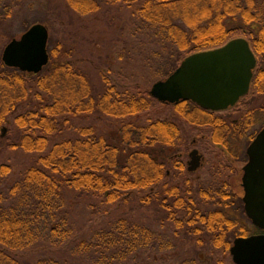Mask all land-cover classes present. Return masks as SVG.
Masks as SVG:
<instances>
[{
  "label": "trees",
  "instance_id": "trees-1",
  "mask_svg": "<svg viewBox=\"0 0 264 264\" xmlns=\"http://www.w3.org/2000/svg\"><path fill=\"white\" fill-rule=\"evenodd\" d=\"M12 1L19 0H0V18L10 17ZM66 1L82 16L120 1L132 7L136 56L146 70V82L154 84L166 80L191 55L222 48L234 39L249 41L258 65L250 93L231 109L233 114L206 111L193 102L169 105L191 126L208 128L206 142L220 150L219 154L210 150L218 156V169L212 174L235 175L231 166L237 144L248 147L264 129V0ZM48 53L50 62L37 75L0 67V142L6 143L0 144V150L22 149L38 155L11 184L7 182L11 167L0 168V264H33L32 257L34 264H72L48 250L66 245L72 255L91 264H114L140 253L174 249L168 236L125 218L109 231H95L89 241H77L63 216L69 190L108 204L145 194L140 202L150 205L156 197L174 224L188 226L187 235L199 237L200 244L207 237L216 249L226 252L232 239L253 235L244 228L238 232L237 223L223 210L202 212L200 202L191 197L192 188L183 192L178 184L169 186L171 178L190 174L182 151L186 141L176 122L148 116L161 104L150 95L151 88L141 81L132 87L118 86L105 78L106 91L95 95L88 75L75 66L68 52L58 46ZM29 100L33 108L17 114V107ZM82 114L103 115L119 125L107 136L91 126L76 128V138L55 142L69 117ZM11 117L20 133L13 143V133L1 136ZM142 118L143 122L137 120ZM231 189L228 181L222 186L214 181L210 186L201 183L197 192L204 201H224ZM178 213L186 216L185 221Z\"/></svg>",
  "mask_w": 264,
  "mask_h": 264
},
{
  "label": "rangeland",
  "instance_id": "rangeland-1",
  "mask_svg": "<svg viewBox=\"0 0 264 264\" xmlns=\"http://www.w3.org/2000/svg\"><path fill=\"white\" fill-rule=\"evenodd\" d=\"M133 10L132 7H128L127 4L120 1L119 3L103 5L98 12L82 16L75 13L66 0L12 1L10 17L0 18V67L2 64L5 66L2 56L11 40L20 39L28 28L35 24H41L49 32L48 49L60 46V51L68 52L70 60L75 66L88 75L95 95H103L106 91L105 78L110 79L113 84L118 86L132 87L133 83L141 81L144 86L152 88L154 83H150V80L146 82V78H144L147 76L146 70L141 66L142 64H139V59L136 56V39L133 37L136 19ZM234 25L235 22L230 23V26ZM262 102L264 103V98ZM30 108H33L31 100L21 103L17 107L16 113H22ZM228 113L233 114L232 110L221 114ZM148 116L154 120H172L180 126L186 141V146L182 148V151L186 152L185 163L188 164L190 155L195 151L203 154L206 159V165L202 170L187 174L182 179L171 178L169 186L178 184L183 192L187 190V187L192 188L191 197L195 199L197 204L200 202L202 212L223 210L229 219L237 223L236 230L238 232L244 228L251 234H256L258 230L247 218L242 202L244 196L242 178L243 168L247 163V144H237V158L232 161L231 166L235 170V175H223L218 178V175L212 174V170L218 169V156L212 154L210 150L215 149L218 154L220 150L206 142L204 136L208 134V128L191 126L175 113L173 107L165 104H159ZM146 117L144 116V119ZM69 118L70 122L65 127V131L55 142L64 138H76V128L91 126L99 134L107 136L114 134L119 125L118 120L103 115L89 117L82 114L78 117L70 116ZM144 119L137 120L143 122ZM128 120L132 119L129 118ZM262 123H264V119ZM258 128L260 129V127ZM3 129L7 131L3 136L5 138L9 136L10 132L13 133L10 138L12 143L20 135L13 124L12 117L9 125L4 126L2 131ZM0 144L4 146L6 143L0 142ZM37 158L38 155L27 153L22 149L3 148L0 150V168L5 165L11 167V172L7 177L8 184L17 181ZM226 172L230 173L228 170ZM214 181L218 183V186H222L224 181L231 184L232 189L226 200L220 201V198H216L214 201L210 198L204 201L200 197L197 192L200 184L210 186ZM143 195L145 194L138 196L133 194L127 202L120 201L115 204H108L105 199L81 196L79 193L69 190L66 192L67 202L63 216L67 219V225L73 228L77 241H89L95 231H109L114 223L121 218L166 235L173 241L174 249L170 252L140 253L114 264H234L230 253L216 249L211 239L204 237L200 244L198 242L199 237L186 234L187 225L184 224V226L179 227L174 224L169 218L168 211L160 206L156 197H153L150 205H143L140 202ZM177 217L183 218L184 221L186 219L183 213H178ZM233 240L231 241L233 242ZM72 243L75 242L72 241ZM69 247L71 246L66 245L48 250L54 257H66L72 264H91L90 261L86 262L85 258L72 255ZM32 258H30V262L32 261L34 264Z\"/></svg>",
  "mask_w": 264,
  "mask_h": 264
},
{
  "label": "water",
  "instance_id": "water-1",
  "mask_svg": "<svg viewBox=\"0 0 264 264\" xmlns=\"http://www.w3.org/2000/svg\"><path fill=\"white\" fill-rule=\"evenodd\" d=\"M49 32L41 24L32 26L20 39L5 48L6 67L39 74L49 64ZM257 58L249 41L234 39L224 47L191 55L166 80L155 83L150 95L159 103L178 105L193 102L213 113L236 107L251 90ZM3 129L2 136H5ZM248 163L243 168L245 214L262 234L239 237L230 249L234 264H264V129L247 149ZM204 156L190 155L189 173L204 165Z\"/></svg>",
  "mask_w": 264,
  "mask_h": 264
},
{
  "label": "flooded vegetation",
  "instance_id": "flooded-vegetation-1",
  "mask_svg": "<svg viewBox=\"0 0 264 264\" xmlns=\"http://www.w3.org/2000/svg\"><path fill=\"white\" fill-rule=\"evenodd\" d=\"M250 146V145H249ZM248 146V147H249ZM248 147H247V149H248ZM247 149H246V158H247V163H248V161H249V159H248V155H247ZM203 155V154H202ZM204 156V155H203ZM205 158V157H204ZM246 163V164H247ZM206 165V159H205V162H204V165L201 167V168H199L197 171H200V170H202L203 168H204V166ZM196 171V172H197ZM244 174V173H243ZM243 198H244V196H243ZM243 198H242V202H243ZM244 204V203H243ZM244 211H245V208H244ZM248 218V217H247ZM252 223V222H251ZM256 228V227H255ZM257 229V228H256ZM258 230V232L256 233V234H253V235H259V234H262V232L259 230V229H257ZM253 235H250V236H253ZM247 237H249V236H247ZM239 238V237H238ZM237 239V238H236ZM236 239H234L233 240V242H232V246H233V244H234V241L236 240ZM232 246L230 247V249L232 248ZM229 253H230V251H229ZM231 256V255H230ZM232 258V257H231Z\"/></svg>",
  "mask_w": 264,
  "mask_h": 264
}]
</instances>
